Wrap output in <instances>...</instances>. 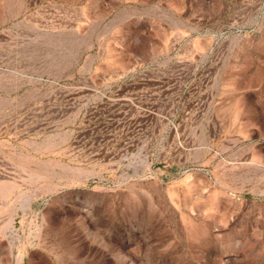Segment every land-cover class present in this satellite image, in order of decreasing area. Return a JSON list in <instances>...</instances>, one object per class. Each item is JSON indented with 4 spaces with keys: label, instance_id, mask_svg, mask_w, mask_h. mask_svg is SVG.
<instances>
[{
    "label": "rangeland",
    "instance_id": "rangeland-1",
    "mask_svg": "<svg viewBox=\"0 0 264 264\" xmlns=\"http://www.w3.org/2000/svg\"><path fill=\"white\" fill-rule=\"evenodd\" d=\"M0 264H264V0H0Z\"/></svg>",
    "mask_w": 264,
    "mask_h": 264
}]
</instances>
